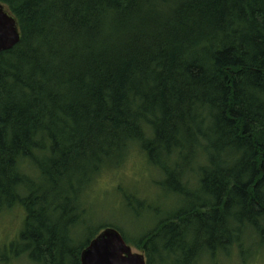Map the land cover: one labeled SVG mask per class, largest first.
I'll use <instances>...</instances> for the list:
<instances>
[{
	"label": "trees",
	"instance_id": "trees-1",
	"mask_svg": "<svg viewBox=\"0 0 264 264\" xmlns=\"http://www.w3.org/2000/svg\"><path fill=\"white\" fill-rule=\"evenodd\" d=\"M0 4L20 32L0 53V214L24 213L0 262L80 264L108 227L71 246L90 186L132 151L181 205L137 240L147 264L186 237L248 262L243 241L264 244V0Z\"/></svg>",
	"mask_w": 264,
	"mask_h": 264
},
{
	"label": "rangeland",
	"instance_id": "rangeland-1",
	"mask_svg": "<svg viewBox=\"0 0 264 264\" xmlns=\"http://www.w3.org/2000/svg\"><path fill=\"white\" fill-rule=\"evenodd\" d=\"M159 179L145 156L138 151H132L119 169L101 172L86 195V210L81 216V224L78 225L80 229L73 231L74 235L73 232L71 234V246L83 245L98 227L108 226L121 234L133 252L145 255L141 249L135 247L137 240L144 233L151 231L158 220L181 208L180 203H176L171 194H166L155 185ZM125 197L132 198L131 209L127 207ZM141 199L145 200L148 203L146 206L150 208L141 206ZM23 217L24 213L19 209L0 214V256L4 255L8 245L15 241L22 227ZM156 242L161 250L163 243ZM202 246L200 241L186 237V253L177 247L174 254L161 255L166 264H187L193 253L198 255L196 264H264V244L254 247L249 240L243 241V251L250 256L248 262L241 260L235 248L230 250L229 254L219 253L213 257L203 253ZM8 264L32 263L25 256Z\"/></svg>",
	"mask_w": 264,
	"mask_h": 264
},
{
	"label": "water",
	"instance_id": "water-1",
	"mask_svg": "<svg viewBox=\"0 0 264 264\" xmlns=\"http://www.w3.org/2000/svg\"><path fill=\"white\" fill-rule=\"evenodd\" d=\"M20 42L14 17L0 4V53L13 49ZM80 264H147L143 253H135L121 234L106 227L89 241L79 255Z\"/></svg>",
	"mask_w": 264,
	"mask_h": 264
}]
</instances>
